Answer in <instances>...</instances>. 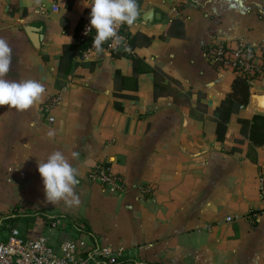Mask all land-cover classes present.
Here are the masks:
<instances>
[{
    "label": "crops",
    "instance_id": "0c3cea01",
    "mask_svg": "<svg viewBox=\"0 0 264 264\" xmlns=\"http://www.w3.org/2000/svg\"><path fill=\"white\" fill-rule=\"evenodd\" d=\"M136 4L139 15L128 25L129 33L152 41L149 46L134 41L132 54L144 68H156L179 84V89L171 86L179 104L167 95L153 101L152 77L142 71L138 92H120L134 100L121 101L122 112L114 110V71L124 78L132 71L128 59L114 60L106 50L74 58L68 78L56 72L62 46L75 43L78 23L89 17L84 0H0V39L12 49L4 79L34 80L45 88L41 100L27 110L0 108V217L15 209L51 219L71 217L89 228V240L100 249H122L119 264H253L257 257L264 264V211L254 225L247 220L250 211L259 210L264 145L255 150L252 162L250 142L238 123L264 115L251 99L264 95V73L251 80L249 103L230 116L221 143L215 139L214 110L235 74L213 68L204 53L213 41L243 43L264 66V0ZM150 10L160 20L144 22ZM174 20L183 23L184 38L161 40ZM27 26L42 29L39 50L26 36ZM232 149L237 152L231 154ZM55 151L77 169L76 206L53 205L44 198L37 167ZM102 165L121 177V193L110 195L90 179ZM145 186L150 196L142 194ZM227 217L232 221L226 222ZM40 233L35 221L25 236Z\"/></svg>",
    "mask_w": 264,
    "mask_h": 264
},
{
    "label": "built area",
    "instance_id": "2783aa9c",
    "mask_svg": "<svg viewBox=\"0 0 264 264\" xmlns=\"http://www.w3.org/2000/svg\"><path fill=\"white\" fill-rule=\"evenodd\" d=\"M54 10L56 11V9ZM89 22V17L82 20V27L78 34V42L85 41L87 37L91 36V43L86 53L94 50L91 44L95 32L86 33ZM122 25L117 29V34L121 37L120 42L116 44L109 40L104 50L109 52L120 46L128 50V39L121 33ZM204 53L208 63L215 69H229L233 73L237 71L252 80L259 78L264 73V66L256 62L254 50L243 43L228 44L213 41L204 48ZM53 103L54 101L48 103L47 106ZM90 179L97 182L102 190L110 195L119 194L124 189L121 177L112 174L105 165L95 169L90 174ZM257 189L259 210L250 211L247 215V220L251 225H254L259 212L264 211V175L258 177ZM141 192L143 195L150 196L151 189L145 186ZM225 221L230 222L232 218L227 217ZM44 223H40L41 233L39 236L29 238L22 235L14 227V223L7 221L5 217H0V264H119V259L123 254L122 249L106 252L89 240L91 238L88 235L78 232L74 225L68 227L72 239L64 240L57 245L51 244L50 239L43 232ZM48 224L50 227H48V231L60 228L63 225L62 218L54 221L51 219ZM72 227L75 228L74 231H72Z\"/></svg>",
    "mask_w": 264,
    "mask_h": 264
},
{
    "label": "trees",
    "instance_id": "16d2710c",
    "mask_svg": "<svg viewBox=\"0 0 264 264\" xmlns=\"http://www.w3.org/2000/svg\"><path fill=\"white\" fill-rule=\"evenodd\" d=\"M66 6L70 7L69 4ZM82 27V21L78 23L76 30L74 32L75 43L70 45H63L61 48L60 56L56 62V72L62 73L67 78L71 76L72 69L76 66L74 58H82L84 54L89 49L91 43V36L87 37L85 41L78 42V34ZM121 33L125 35L128 39V50L123 47H117L114 50L109 51L114 60H119L121 58H126L129 60L131 65L132 76L124 78L120 75L118 70L114 71V94H113V108L118 112L123 111L121 101L128 99L134 100V97L123 95L122 92L125 89H130L134 92L139 90V81L138 74L142 71L149 73L152 77L153 90L151 93V99L155 101L160 96H171L175 104H179L178 92L176 89H179L180 86L170 77L163 74L156 68L146 69L144 68V63L141 59L132 54L134 49V41L140 40L145 46L151 44L152 39L145 37L143 35L132 36L129 33L128 24H123L121 26ZM169 38H184V28L183 23L179 20H174L168 23L166 30L163 35L160 37L161 40H166ZM109 41L104 42L103 49L108 45ZM262 58L264 59V48L262 50ZM43 61H46L45 57H42ZM235 77L232 80L230 91L226 94L225 98L219 103L218 107L214 110V118L216 120V130H215V139L218 142H224L225 133L227 129L230 116L234 113H237L241 108L248 105L250 100V82L252 79H248L241 73L234 71ZM136 75V77H135ZM120 82V84H119ZM171 86H174L176 89H171ZM238 123L241 126L240 133L247 138L250 142L249 156H251L252 162H255L256 149L264 145V115H254L250 120H238ZM234 143L239 144L237 140H233ZM237 151L235 149L231 150V154H235ZM108 167L107 165H105ZM15 218L12 219V217ZM23 218V221H27L32 218L35 221L43 223L45 221L51 220V218L45 216L41 213L28 214L18 209H15L12 212V215L6 217L7 221L14 223L16 220ZM71 220V217H65ZM72 224L78 230L85 235H88L91 238V233L89 228L83 226L75 225V221L71 220ZM72 225V226H73ZM72 227V231L75 229ZM68 232V229L66 230Z\"/></svg>",
    "mask_w": 264,
    "mask_h": 264
},
{
    "label": "clouds",
    "instance_id": "9594fccd",
    "mask_svg": "<svg viewBox=\"0 0 264 264\" xmlns=\"http://www.w3.org/2000/svg\"><path fill=\"white\" fill-rule=\"evenodd\" d=\"M84 7L91 9L86 33L95 32L91 47L97 53L103 52L106 41L112 40L118 44L121 40L117 34L119 26L132 25L139 15L136 0H84ZM11 62L12 49L6 40L0 39V108L6 106L16 111H24L41 100L45 88L34 80L14 82L4 79ZM72 155L75 158L78 153L74 152ZM37 171L46 202L56 205L63 201L67 206L80 203L74 190L78 183L77 169L62 152L55 151L39 162ZM253 264H258V257L253 260Z\"/></svg>",
    "mask_w": 264,
    "mask_h": 264
},
{
    "label": "rangeland",
    "instance_id": "374dc122",
    "mask_svg": "<svg viewBox=\"0 0 264 264\" xmlns=\"http://www.w3.org/2000/svg\"><path fill=\"white\" fill-rule=\"evenodd\" d=\"M62 218V222L63 225L60 228H56L53 229L52 231H48V227L49 221H45L44 225L42 227H44V233L48 236V238L50 239V241L54 244H59L61 241L63 240H67V239H72V235L70 232H66V230L68 229V227H70L72 224V219L69 220L67 218H65L64 216H60L58 215V217H56L55 219H59ZM23 218H21L20 220H16L14 222V227L22 234L25 235L27 228L29 226L30 223L35 222L34 219L30 218L27 221H23ZM53 219V221L55 220ZM75 225H79L76 224ZM50 228V227H49ZM48 231V232H47Z\"/></svg>",
    "mask_w": 264,
    "mask_h": 264
},
{
    "label": "water",
    "instance_id": "95a60500",
    "mask_svg": "<svg viewBox=\"0 0 264 264\" xmlns=\"http://www.w3.org/2000/svg\"><path fill=\"white\" fill-rule=\"evenodd\" d=\"M142 20L147 23H151L153 20H160V15L155 13L153 10L148 11L142 17ZM26 36L28 37L31 45L36 49H40L42 41V29L27 26L24 28ZM251 99L257 103V107L264 111V95H251ZM261 102V103H260Z\"/></svg>",
    "mask_w": 264,
    "mask_h": 264
}]
</instances>
